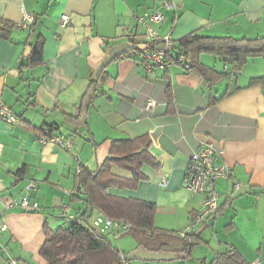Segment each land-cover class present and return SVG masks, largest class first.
Returning <instances> with one entry per match:
<instances>
[{
  "label": "crops",
  "instance_id": "1",
  "mask_svg": "<svg viewBox=\"0 0 264 264\" xmlns=\"http://www.w3.org/2000/svg\"><path fill=\"white\" fill-rule=\"evenodd\" d=\"M165 2L173 8H164ZM154 10L164 16L154 28L172 39L169 68L144 62L139 51L113 61L95 85L94 72L112 47L129 40L144 47L137 18ZM24 12L34 15L35 26L18 27ZM63 15L69 17L67 24ZM0 19L16 26L10 37H0V106L20 119L16 126L0 120V219L8 226L0 233V264H46L39 254L44 223L57 229L64 226L60 220H68L67 208L70 216L87 209L75 196L79 169L96 171L114 140L143 135L151 139L149 152L159 168L144 166L145 179L134 189L108 192L156 205L155 227L163 232L179 233L202 207L204 197L182 185L189 158L201 145L213 144L217 162L226 164L231 175L217 181L219 213L196 227L193 234L201 243L187 259L132 264H209L229 248L249 263L260 259L264 264V56L248 59L227 97L230 65L201 55L202 65L226 75L208 82L178 60L184 56L180 40L194 33L264 39V0H0ZM39 37L45 40L43 64L19 69ZM168 84L174 113H168ZM93 93L95 100L88 103ZM149 99L156 102L150 112ZM50 127L53 134L65 135L72 148L40 143ZM157 128L161 130L154 140ZM113 173L132 178L117 167ZM30 183L36 187L31 202H37L39 210L5 211L2 201L19 198ZM222 233L230 237L214 244ZM131 238L124 246L113 245L130 253L140 246Z\"/></svg>",
  "mask_w": 264,
  "mask_h": 264
},
{
  "label": "trees",
  "instance_id": "2",
  "mask_svg": "<svg viewBox=\"0 0 264 264\" xmlns=\"http://www.w3.org/2000/svg\"><path fill=\"white\" fill-rule=\"evenodd\" d=\"M33 23L32 25H34ZM16 26L6 20L0 19V37H10ZM135 49L114 61L133 55L142 50L141 44L129 40ZM45 40L38 38L27 62L19 67L36 68L41 66L43 60V48ZM264 39L248 40L233 39L231 37H206L198 33L190 34L180 40L178 49L184 54L186 62L184 68L189 72H199L208 82L210 80H221L223 73L210 69L200 63L203 54L219 57L227 65L231 66L233 72L230 77V85L224 97L230 96L235 89L231 85L236 82L237 75L242 71L249 58L264 56L261 46ZM158 46L160 44H157ZM136 46L139 49H136ZM144 61V60H143ZM145 62V61H144ZM106 76L103 72L100 81ZM263 80V79H261ZM260 81V80H256ZM99 82H94L95 85ZM171 84L167 86L168 113H174L173 95ZM95 94H91L88 103H93ZM49 129H54L50 127ZM44 129L40 132L43 133ZM151 139L148 135L139 136L134 139L114 140L111 143L108 157L96 171L81 167L77 173L78 193L75 195L82 199L87 209L76 215L75 219H69L68 224L57 229L49 227L44 223L45 241L40 249V256L46 264H117L120 252L115 247L109 236L99 233L92 224L93 216L103 213L106 216L128 222L131 224V233L149 251H172L175 253H186L201 243V239L195 234L187 238H180L178 233L163 232L155 227L156 205L137 199H125L111 195V188L134 189L141 180L145 179L142 173L144 166L159 168L160 163L149 152ZM129 172L132 178L126 179L113 173V168ZM23 169L17 173H22ZM232 226V225H231ZM204 264H207L204 262ZM209 264H250L235 249L229 248L220 253Z\"/></svg>",
  "mask_w": 264,
  "mask_h": 264
},
{
  "label": "built area",
  "instance_id": "3",
  "mask_svg": "<svg viewBox=\"0 0 264 264\" xmlns=\"http://www.w3.org/2000/svg\"><path fill=\"white\" fill-rule=\"evenodd\" d=\"M166 9L173 8V4L165 2L162 5ZM138 26L141 28L140 36L145 39V45L141 50L142 59L154 67L166 70L169 68L167 57L170 55L173 47L170 35L161 37L154 25L164 21V16L159 10L145 11L138 16ZM35 17L31 13L24 12L22 21L18 27L28 29L34 23ZM64 24L69 22L67 15L62 16ZM157 44H160L159 46ZM178 60L182 63L186 62V58L180 55ZM156 102L149 99L146 106L147 111H151ZM0 120L5 123L16 126L20 123V119L5 106H0ZM39 142L42 144H53L61 148H72V142L66 139L63 134H53L50 129L45 130ZM218 151L211 143H204L201 147L191 155L187 166L186 173L182 180L183 187L193 194H199L204 197V201L197 216L190 221L188 226L178 233L180 238H187L193 234L196 227L208 219L215 218L219 213L220 193L217 190V181L220 179H228L231 175L230 168L226 164L217 162ZM167 181L163 179L162 185L165 186ZM240 184L236 185L239 188ZM36 191L34 184L30 183L26 186L23 194L19 198L2 201L3 209H20L24 212L32 213L39 210L37 202H31V194ZM65 214L69 219H75L76 215H68L69 208L65 210ZM92 224L99 233L107 235L114 239L121 238L123 233L129 232L131 224L122 220L112 219L103 213H98L92 220ZM8 229L7 223L0 219V233ZM128 254L120 252L119 262L117 264H132ZM9 264H18L12 260ZM250 264H261L260 259Z\"/></svg>",
  "mask_w": 264,
  "mask_h": 264
},
{
  "label": "water",
  "instance_id": "4",
  "mask_svg": "<svg viewBox=\"0 0 264 264\" xmlns=\"http://www.w3.org/2000/svg\"><path fill=\"white\" fill-rule=\"evenodd\" d=\"M134 49L135 46L129 42H124L112 47L95 70L93 81L98 82L103 72L117 57L131 52ZM136 49H139V47L136 46ZM160 130V128H157L151 135L154 140H156L158 134L160 133ZM128 256L131 261L139 262H168L187 259L186 253H175L172 251H149L142 245H140L137 249L131 251Z\"/></svg>",
  "mask_w": 264,
  "mask_h": 264
},
{
  "label": "rangeland",
  "instance_id": "5",
  "mask_svg": "<svg viewBox=\"0 0 264 264\" xmlns=\"http://www.w3.org/2000/svg\"><path fill=\"white\" fill-rule=\"evenodd\" d=\"M141 46H143V45H141ZM26 188V187H25ZM61 221V224L62 225H67L68 224V222L67 221H65V220H60ZM59 227V225H56L54 228H58ZM224 230V229H223ZM229 233H231V232H229ZM132 233H131V231H129V232H126V233H123L122 234V236H121V238L119 239V241L118 240H114V238H112L111 239V241L113 242V244L115 245V246H117V247H120V246H124V245H122V244H126L129 240H131L132 238ZM228 237H230V236H227V234L226 233H222L221 235H219V237L218 238H214V241H213V243L215 244L218 240H220V241H223V240H227L228 239ZM231 237H233V236H231ZM237 240L240 238L239 237V235H237L236 237H235ZM127 241V242H126ZM120 243H121V245H120ZM202 245V244H201ZM200 246V245H199ZM199 246H197V247H199ZM206 247H208V244H206ZM125 252L126 253H128L129 254V251H128V249H126L125 250ZM133 263H136L137 261H132Z\"/></svg>",
  "mask_w": 264,
  "mask_h": 264
}]
</instances>
